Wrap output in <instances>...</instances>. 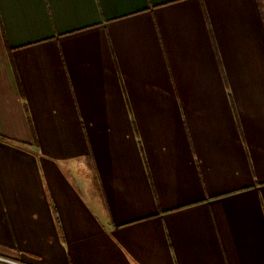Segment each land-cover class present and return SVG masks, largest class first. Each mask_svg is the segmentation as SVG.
Instances as JSON below:
<instances>
[{
  "label": "crops",
  "instance_id": "obj_1",
  "mask_svg": "<svg viewBox=\"0 0 264 264\" xmlns=\"http://www.w3.org/2000/svg\"><path fill=\"white\" fill-rule=\"evenodd\" d=\"M0 258L264 264L260 1L0 0Z\"/></svg>",
  "mask_w": 264,
  "mask_h": 264
},
{
  "label": "trees",
  "instance_id": "obj_2",
  "mask_svg": "<svg viewBox=\"0 0 264 264\" xmlns=\"http://www.w3.org/2000/svg\"><path fill=\"white\" fill-rule=\"evenodd\" d=\"M260 1V3H261V6H262V12H263V16H264V1L263 0H259ZM8 51H9V54H10V59H11V49H8ZM15 71V70H14ZM25 111H26V115H27V117H28V119L30 120V117H29V110H28V108H27V105L25 104ZM30 123H31V121H29Z\"/></svg>",
  "mask_w": 264,
  "mask_h": 264
},
{
  "label": "built area",
  "instance_id": "obj_3",
  "mask_svg": "<svg viewBox=\"0 0 264 264\" xmlns=\"http://www.w3.org/2000/svg\"><path fill=\"white\" fill-rule=\"evenodd\" d=\"M0 260L4 261V259L0 258Z\"/></svg>",
  "mask_w": 264,
  "mask_h": 264
}]
</instances>
